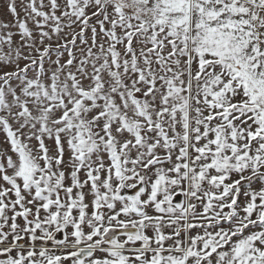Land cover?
I'll return each instance as SVG.
<instances>
[{
	"label": "snow or ice",
	"instance_id": "obj_1",
	"mask_svg": "<svg viewBox=\"0 0 264 264\" xmlns=\"http://www.w3.org/2000/svg\"><path fill=\"white\" fill-rule=\"evenodd\" d=\"M0 14V264H264V0Z\"/></svg>",
	"mask_w": 264,
	"mask_h": 264
},
{
	"label": "rangeland",
	"instance_id": "obj_2",
	"mask_svg": "<svg viewBox=\"0 0 264 264\" xmlns=\"http://www.w3.org/2000/svg\"><path fill=\"white\" fill-rule=\"evenodd\" d=\"M2 3H3V0H0V4ZM5 18L10 19V17H4L2 14H0V19H5Z\"/></svg>",
	"mask_w": 264,
	"mask_h": 264
}]
</instances>
